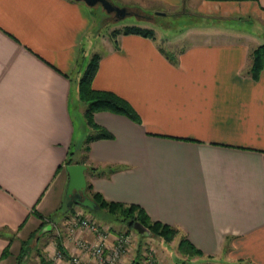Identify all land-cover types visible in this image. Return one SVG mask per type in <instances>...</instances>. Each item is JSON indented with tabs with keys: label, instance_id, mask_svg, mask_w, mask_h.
Returning a JSON list of instances; mask_svg holds the SVG:
<instances>
[{
	"label": "crops",
	"instance_id": "crops-1",
	"mask_svg": "<svg viewBox=\"0 0 264 264\" xmlns=\"http://www.w3.org/2000/svg\"><path fill=\"white\" fill-rule=\"evenodd\" d=\"M112 1L248 26L235 37L224 27L226 38L182 43L186 30L219 31L214 22L191 26L167 38L168 50L157 33L91 41L96 21L83 1L0 0V264H20L23 242L45 219L40 236L55 225L65 230L70 214L49 217L67 199L66 162L72 153L79 161L97 134L80 98L95 53L94 88L128 100L140 121L94 114L112 134L90 144L94 190L177 227L201 250L194 260L264 264V69L258 79L250 72L252 52L264 43V0ZM64 232L63 246L73 248Z\"/></svg>",
	"mask_w": 264,
	"mask_h": 264
},
{
	"label": "rangeland",
	"instance_id": "rangeland-1",
	"mask_svg": "<svg viewBox=\"0 0 264 264\" xmlns=\"http://www.w3.org/2000/svg\"><path fill=\"white\" fill-rule=\"evenodd\" d=\"M117 4V3H116ZM91 10L93 11L94 17H95V29L91 31L90 37L91 41H93V37L100 34L103 36H112V32L115 29H122L129 25H138L141 27H147V28H153L157 35L159 36L157 40L161 44L164 43V46L170 50L171 45L167 42V38H171L174 34L179 32L180 30L184 31L186 28L191 26L200 25L202 23L208 24L210 22H214L216 26H219V31L214 30L212 32H204L199 31L196 28L186 30L183 32L181 38L182 43H186L189 40H201L205 38H226L228 35L231 37H235L239 35V31L235 30L238 26L247 25V24H240L238 22H233L230 19H210L208 22H206L205 19L201 17H197L192 15L191 13L185 12L184 9H180L177 11H166V15H156L155 12L151 14L152 16H148V13L144 10L139 9L138 7H130V10L136 11L137 14H131L127 17L116 20L115 16L112 14H108L104 8L101 5H97L95 7H91ZM164 25V27L162 26ZM248 26V25H247ZM224 27L234 28L233 32L231 30H222ZM227 29V28H226ZM212 30V29H211ZM191 31V32H190ZM224 31L228 32L227 34H224ZM227 35V36H225ZM100 47H97V50H99ZM82 154L86 153L84 149L81 150ZM79 160L82 157V155H76ZM67 199H64V202L62 205L66 206ZM75 210L81 211L84 209L80 205H75ZM74 210V211H75ZM91 212V211H90ZM58 215L54 216L53 220H58L61 215L60 212H58ZM93 216L100 221L103 225H106L110 228V231L113 234H120L122 232H127L133 234V242L132 245H130L129 250L126 252L127 255H124L122 258V262L119 264H134L135 258H137L136 255H141L142 259L140 264H144V261L146 257H148L150 254L153 256L154 260H156L159 264H182L183 259H186V256L182 255L178 249V243L176 240L167 243L164 242L163 239L160 237H154V236H147L145 238H141L138 231L132 230L130 228H127V226L122 223L121 221L115 220L112 216H106L102 217L98 212H91ZM65 219L67 217H64ZM47 222H49L47 219H45L40 226V228L34 232L27 240L29 241L28 244V253L24 259L20 262V264H43L42 260L40 259V255L44 256L48 259L51 249L49 248V244L51 241L56 240L57 232H53L50 234H44L40 236L39 232L40 229L45 225ZM64 222V221H63ZM64 227V226H63ZM65 228V227H64ZM64 233H66V229L62 230ZM63 241V240H62ZM23 246V245H22ZM109 251V249H108ZM39 254V255H38ZM172 255H175L173 257L174 261L172 260ZM19 256V255H18ZM196 257V256H195ZM187 260V259H186ZM183 264H206L200 262V260H194L193 258L191 260H187L186 263Z\"/></svg>",
	"mask_w": 264,
	"mask_h": 264
},
{
	"label": "trees",
	"instance_id": "trees-1",
	"mask_svg": "<svg viewBox=\"0 0 264 264\" xmlns=\"http://www.w3.org/2000/svg\"><path fill=\"white\" fill-rule=\"evenodd\" d=\"M143 10V9H141ZM153 14V13H150ZM166 15V14H165ZM164 27V25H162ZM138 34L150 39L155 40L157 38L156 32L153 28L141 27L138 25H129L122 29H115L112 32V37L117 41L119 34ZM101 60V54L95 53L92 55L87 66L85 67L84 73L80 81V98L81 101L86 103V109L84 112L85 119L90 128L94 129L97 134H91L87 137L82 148L86 153L82 154L81 160L76 161L73 158V153L66 162L67 164L71 163H84L87 165L89 160L90 144L95 139L100 138H111L112 134L107 131L105 128L96 124L94 120V114L98 111H111L119 114H124L133 118L136 121H140V117L134 107L130 104L128 100L120 96L119 94L103 89H96L93 86V79L95 78ZM264 69V43L255 48L252 52V65L250 72L253 78L258 79L261 75L260 72ZM88 170L86 171L88 187L87 193L98 202L100 209L97 211L100 216H112L115 220L121 221L124 223L127 228L136 230L134 223L139 221L141 222L148 230H150L151 235L154 237H160L164 242L170 243L176 238L180 237L178 243V249L180 253L186 256L187 260H191L195 256H203L201 250L197 249L186 236L180 235V230L170 224L161 222L159 220H154L148 214V212L139 204L136 203H123L119 201H112L106 199L103 194L94 190L92 182L89 180L88 176L91 173H99L96 168H91L89 165ZM75 207V206H74ZM67 209V206L61 205L60 214L69 215L74 212L75 208ZM86 209V208H84ZM88 210V209H86ZM90 211V210H88ZM92 212V211H91ZM50 221L54 219V216L49 217ZM137 231V230H136ZM141 238L147 236L141 235L138 231ZM56 241L60 247H63L62 238L56 236ZM22 251L19 255L20 262L24 259L28 253V244L29 241L25 240L23 242ZM7 252V250H6ZM134 264L141 263V255H136ZM183 259L182 264L186 263L187 260ZM46 261V260H45Z\"/></svg>",
	"mask_w": 264,
	"mask_h": 264
},
{
	"label": "built area",
	"instance_id": "built-area-1",
	"mask_svg": "<svg viewBox=\"0 0 264 264\" xmlns=\"http://www.w3.org/2000/svg\"><path fill=\"white\" fill-rule=\"evenodd\" d=\"M63 225L66 237L73 242V248L60 247L56 240L51 241L46 264H90L89 258L95 259L99 264H119L133 242V234H113L108 226L103 225L86 209L72 212ZM55 227L57 235L63 240L62 231L56 225ZM86 234H92V238H87ZM144 264L159 263L150 254Z\"/></svg>",
	"mask_w": 264,
	"mask_h": 264
},
{
	"label": "water",
	"instance_id": "water-1",
	"mask_svg": "<svg viewBox=\"0 0 264 264\" xmlns=\"http://www.w3.org/2000/svg\"><path fill=\"white\" fill-rule=\"evenodd\" d=\"M83 1L88 6L95 7L101 5L108 14L115 16L116 20L123 19L131 14H137L136 11L130 10L127 6H120L112 0H77ZM156 15H165L164 11H156ZM148 16H152L148 13ZM67 171L69 175L65 196L67 198V209H71L75 205H80L90 211L97 212L100 206L96 200H94L88 193V181L86 171L88 166L84 163H71L67 165ZM134 227L143 236L151 235L148 230L141 222L137 221L134 223Z\"/></svg>",
	"mask_w": 264,
	"mask_h": 264
}]
</instances>
